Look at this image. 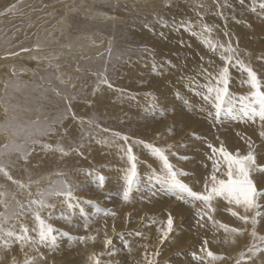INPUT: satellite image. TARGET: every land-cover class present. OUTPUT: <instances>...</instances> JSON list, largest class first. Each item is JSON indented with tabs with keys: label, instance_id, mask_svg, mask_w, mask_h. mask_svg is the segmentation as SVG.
Listing matches in <instances>:
<instances>
[{
	"label": "rangeland",
	"instance_id": "rangeland-1",
	"mask_svg": "<svg viewBox=\"0 0 264 264\" xmlns=\"http://www.w3.org/2000/svg\"><path fill=\"white\" fill-rule=\"evenodd\" d=\"M129 1H130L129 3L126 2L124 3V0L121 1L117 0L115 1L116 3L114 1L113 3L112 0H107V1L101 0V2H104L105 4L110 3V5L103 9L99 8V11L102 9L100 12H98V8L97 10L94 9L99 14L105 15L106 16L105 18L110 17L109 19L106 20V22L115 21V17H116L115 15L117 16H119V14L120 16L127 15L128 17L129 16L133 17L132 20L134 21V23L138 24L140 27L142 26L143 29H146V31H142L141 33H139L137 30L134 31L133 34L129 33L127 40L122 44H125L128 47V50L131 51V53L125 59L118 60L119 58L114 57L113 55L110 57L106 56V53H108L109 49H111V42L109 39L106 41L103 33L96 30L97 29L96 25L97 24L103 25L100 24L103 23V21H99L97 19L95 20L93 18L94 16H91V14L89 15V17L91 18L87 17V15L85 14V19H86L85 23L86 24L89 23V25L90 26L92 25L93 28L95 27V30L93 31H89V29L86 30L85 34L87 36V42H80L79 37L82 33L78 35L76 32L75 34L76 36L74 35L73 37H70L72 35L69 34L68 30H71V24H70L72 22L71 19L73 17L80 16L78 9H76L77 8L76 6L77 4L83 3L84 2L83 0L81 1L80 0H0V4H1L0 5V75H1L0 82H2V84L0 83V87H1L0 93H2L0 94L1 97L0 100H2L0 101L1 102L0 104H2L4 107L7 105L8 102L12 104V99L6 101L8 100L9 96H11L12 90L10 92L9 90L12 88L11 86L13 85V83H11L13 80L12 77H15L14 80L19 79L20 81L23 80L26 83L27 82L30 83L29 80L31 77H40L46 70L47 71L50 70L53 72V74L55 73L54 74L56 76L55 84L61 86H70L71 89L68 91L70 92V95L74 96L76 92L72 90L73 88L82 87L83 90L87 89L86 83L83 82L80 83L81 78L88 79V76L90 75H101V74L106 75L108 81L112 84V88H108L106 84H101L100 80L98 81L96 78L88 79V82L93 85L90 92L93 94L94 99L89 100L87 102V106L82 108L80 116H81V121L83 120L85 121V123L84 124L80 123V125H78L79 123L77 122H75L74 124V122L65 123L63 121L61 127L64 124H68L70 128L73 130L74 134L78 131H82V129L84 128L86 129L87 132L93 133L95 135H101L102 137L106 136V140H109V137H112V141H115V143L120 144L121 143L120 139H117L116 141V138L113 137L112 133H119L122 135L123 134L122 131L126 127L125 126L122 129L123 124L126 125L125 118H127V116L128 117L136 116L133 118L135 119L133 122L135 124L141 123L143 127H145L144 134L142 138L137 137L135 141L129 143H139L138 141H143L145 144H151L156 147L160 146V148L166 149L167 150L166 154L169 156V160L173 164L175 169L178 171L183 170V172L186 173V175H182L180 177L182 182L192 183L196 175L199 179V183L203 184L204 186L201 192H204L205 185L208 184L209 187L211 185V181H209L208 179L210 174L214 173L219 179V177L224 176L227 171V164L225 163L223 157L219 156V153H217V155L213 158L217 160L219 171L214 172L212 160L209 159V157L212 155V152L211 149L208 147V145L211 144L214 147L219 148L223 144L224 148L228 152H231L233 155H235L237 152H239L240 155H246L247 151H245L244 148L247 147L248 144L246 143V141L250 138L254 144V147L259 146L258 148L263 152L264 139H261L259 135L260 131L262 130L261 125L258 120L256 123H253L251 121H246L243 119L234 120L231 117H225L222 119V122H216L213 119V117L209 115V113L214 112L212 106L209 103L205 102L201 98V96L195 94L197 92L202 93L204 91L205 85L209 82L210 79L209 74H211V76H215L220 72V70L224 67L223 60L220 59L216 60L217 64L213 66H210L208 62L206 63V65L203 66H200L199 64L194 65L190 70V72L183 77V78L189 77L188 78L189 82L195 80L193 83V90L192 92H190L188 88L183 87L184 82L181 83L182 81H180L181 79H180L179 69H177V67L176 69L175 67H171L170 63L168 62V59H172V58L175 59L176 57H178L182 61H187L189 58H194V59L196 58V60L202 59L200 57L201 54L200 50L195 52L196 57L189 56L190 54L186 51V50L192 51L194 49H199L200 47H202L203 49H207L206 51L209 52V49L206 48L201 43V40L205 38V36L199 35V33L201 32V25L207 24L209 27L212 28L211 36L213 37L215 42L222 41L224 37H225L224 40L227 42L230 37H226L223 34L224 32H221L219 30V27L221 29V26H223V27H227L225 32L228 31L227 33H231L232 35L231 37L233 38L230 39L235 41L234 44L232 45L234 48L237 49L239 59L242 60L245 64L251 66L253 70L256 71L259 79L262 82H264V58L262 60L258 58L259 60L257 59L256 61H254L251 57V56L264 57V42L263 40H261L264 39V29L262 30L256 29L255 25H253V22L252 23L249 22L250 25L247 24L248 28L252 32L250 38L251 41L255 40L256 35L258 36L256 37L258 40L256 39L254 42L253 49H249L250 52L249 53L247 49H244V47L239 48L238 46H236V44L242 46L244 45L239 42V40L241 39V34H240L241 30L235 29L236 28L235 23L234 25H232L230 20L234 18L236 15L238 16L239 14L242 13L241 17L236 18L235 20V22L239 23L243 15H245L243 11L251 10L253 4L252 0L248 1L249 3L246 2V5L244 4L241 5L240 3L238 4L239 0H230L231 2L229 0H218V1L217 0H153V1L149 0L148 2L146 1V3H148V7H149L148 9L140 7V3L142 0H136V3L135 0H129ZM89 2H87V4L91 5L92 3ZM157 2L159 3L157 4ZM93 3L95 2L93 1ZM214 3L217 5H215ZM152 4L153 6L156 5L158 7L152 9ZM14 5L15 7H13ZM225 5L227 6V9H225ZM132 6L137 8V10L133 9ZM115 7H120L122 9L121 13L117 14L116 12H114ZM127 7L130 8L128 9ZM65 8L67 9V11ZM130 9L131 10L133 9V11L135 12H130ZM221 10H223L224 12ZM172 11H177V12H172ZM229 11L231 12L232 15L230 14ZM232 11L235 13H233ZM197 13H199V15H197ZM134 14L135 17L133 16ZM141 14L146 17L162 16L163 19L155 18L154 21H152L154 22L153 24L151 21H148L147 24L143 20H141V18H139ZM191 14L198 16V18H200V23L198 26L197 24H192V25H196L197 28H200L197 31L198 35L193 36L191 34L189 35L191 38H185L181 36L180 33L177 31L176 26L180 24L178 19H176V23L174 27L170 29V32H168L165 35V37H161L157 33V29H155L156 31L148 30L152 26H153L152 28L156 26H163L162 24L164 23L165 25H167L166 23L168 19L171 18L172 20L173 17L174 18L180 17V19L182 20L181 24L183 25L185 23L184 21L185 19L188 20L194 17L191 16ZM66 15L68 16L71 15L70 17L72 16L73 17L70 18ZM120 16L119 19L118 18L116 19L118 21L117 24H119V22L120 23L124 22L125 19L127 18V16L125 18L123 16H121L122 17L121 18ZM201 16L203 17V19H201ZM89 19L90 20L92 19L93 21L91 22ZM225 22L227 23V25ZM150 23L151 25H149ZM170 24L171 22L168 25ZM241 24L244 23L242 22ZM165 25H164V29H165ZM61 27L63 29L66 28L65 31ZM180 30L183 32L185 31L184 27L180 28ZM233 30L239 31V34L238 32H234ZM134 34L136 35L135 38L133 37ZM205 35L207 36V34ZM220 35H222L223 37L221 38ZM122 37H124V34L119 36L120 39ZM192 38L195 39V41H197L200 44V47L199 44L198 43L196 44V42L193 41ZM75 39L76 42L74 41ZM105 41L107 43L106 46L104 47L103 45ZM92 43L94 44L93 46H95V48L96 47L98 48L97 49L98 51H96L95 54L93 53L94 51H89V50L84 52V49H88L90 44ZM76 45L78 46L75 47L76 48L74 49L75 51L73 50L71 52H65L64 49L65 47H73ZM25 48L29 49V51H21V49H25ZM145 49H148V51H145ZM179 49H181L180 52L178 53L177 56H175ZM245 50L248 53L245 52ZM10 53H19V54L10 55ZM85 54H88L89 56ZM61 55H63V58ZM55 56L59 57V61L57 60L54 63ZM87 58L95 59V61L101 60L100 68L99 70H95V73L89 70L85 72V67L82 66L84 64L78 63L80 62V60L82 61V59L86 61ZM140 60L142 62L139 63ZM112 61H114L115 65H112L111 63ZM160 61H163L165 63L164 65H161L163 69V73H159L158 75L145 74L144 76L146 83L145 81L143 82L145 86H143L142 83H139L138 85L136 82H133V79H131L132 77H129L132 75V72L135 71L134 69L138 68V73L143 74L145 73L146 69L150 67V65L152 66V64H154L155 62L156 63L158 62L157 64L155 63L156 65L161 64ZM70 62L72 64V67L75 69L74 71L67 68V64H69ZM116 63H119V66H116ZM131 63L134 64L136 63V64L130 66ZM57 65H60L63 69L61 72H58V74H57V70H58ZM138 65L139 67H136ZM6 66H8L9 68ZM53 66H56L57 69L56 67L54 68ZM4 67H6L5 68L6 70H4ZM10 69L12 72V74L10 73L11 76L10 74L8 75ZM105 69H107L106 72ZM1 71H4L2 73H4L5 75H2ZM229 71L231 75L229 89L232 96L238 99L240 96L249 95L251 89L246 83L247 74L241 72L235 66V64L229 66ZM175 72H177V76H175ZM197 73H199L200 76L197 79L194 78L191 79L192 77L196 78ZM83 74H85V76L81 77V75ZM22 77L25 78L20 79ZM57 77L59 78V80ZM3 79L4 82L2 81ZM116 81L117 83L118 81L124 83L126 82V84L129 85L130 90L123 85H118V84L116 85L114 83ZM169 83H171L172 88L169 87ZM4 84L6 87L4 86ZM156 84L157 86L160 87L156 91H154ZM161 90L164 91V94H161ZM181 90H183L184 92H181ZM109 91H115V92H109ZM126 91L137 92L143 95V98L141 99L143 101L142 114L138 116L136 112H130L127 115L125 114L124 108L131 110V108L129 107L133 105V102L127 99V97H125ZM3 93L5 94V97ZM149 93H151V95H149ZM86 94L87 92H85L84 95L85 99H87ZM2 96L4 100L2 99ZM172 103L176 104L177 106L176 110L171 109ZM112 105L113 106L115 105L116 107L122 109L123 111L122 119L121 117H118L116 115L115 109ZM236 107L237 109L239 108L238 103ZM2 109L3 107L1 106L0 126L3 122L2 117L5 119L6 118L9 119L8 115L7 117L3 115L4 113L1 112ZM77 111H80V109H77ZM64 113L67 119V114L65 110ZM99 118H102L103 121L107 120L106 123L104 124L103 121H99ZM89 120L93 122L91 126H89V124L87 123V121ZM116 121H120L123 124L119 125L120 127H117L115 126L116 124H118ZM73 127H75V129ZM103 129H108L109 131H103ZM61 130L65 131V128H62ZM0 137H1V132H0ZM94 140L98 144L102 142L101 140L99 141L97 139ZM6 142L7 144H9L12 141L10 139L9 140L7 139ZM139 144L141 146L142 145L144 146V144L142 143ZM169 146H171L170 149ZM105 147L106 146L102 148ZM131 148L134 155L137 158L136 163H137V171H138L139 179L137 183L134 185L130 197L127 201L123 199V191L126 187L125 177L127 174V170L130 167L126 155L117 156V160L115 161V163H111V164L107 161V159H104V161L108 162L109 166L104 163H98V162H94L96 164H92L90 166H86V167L83 166L76 172L74 176L77 179L75 181L77 187H72L70 183L71 179H70L69 171L68 172L60 171L59 162H49V164L46 167H44V163L42 162L41 156H38L37 160L33 164H30L28 159H33L32 157L33 154H31V156L28 157L27 161L23 164L25 168L20 167L21 168L20 169L18 166H16L17 167L16 171L18 169L19 172L17 175L20 178L17 179L16 177V179L14 178L13 180L20 181L26 187L20 188L18 187L17 184H14L12 180H9V183L11 185L9 188H6L5 183L4 185L3 184L0 185V189L3 191V193L7 194L8 192L9 198L6 199V202L10 204V208H13L14 212L20 211V209L17 206V203H15L14 205V200H17L19 198L17 201H19L20 204L26 206L23 211V214L19 216L17 219L12 220L13 222L12 228H14L16 232H19L21 225H23L29 229L28 234L31 237H33L34 239H38V232L35 231V229L38 226L36 225V222L33 219L34 218L33 211H35V206H33L32 209L30 210L27 208V204L28 201L32 199H39L36 193L40 190L46 189L47 187H49V185H56L60 181H67L68 185L72 189L73 200L71 201V203L73 206L69 207L68 203L65 202V197L63 196L64 198L62 199V203L65 204L66 206H63L61 208L62 212H60V214H57L53 218H50L49 214L51 212L52 207H46L47 209L44 208L43 211L41 210L40 212L41 216L45 219V221L51 224L56 230H57L56 224L57 223L61 224L60 225L61 227L59 228L56 234L57 245H58L57 249L53 250L52 247L50 248V247L40 246L39 251H36L31 245H25L23 247V250H21V245L18 242H13L9 248L1 247L5 253V256L0 257V264H8L9 260L11 261L12 255H14V260L12 259L13 261L10 264H15V263L22 264L24 259H26L25 258L26 255L24 253L25 250L34 253H40L43 251V252H47L48 254H52L53 256L63 255V257L65 256L69 258L71 263L74 264V258H73L74 249L75 247H79L78 242L80 241L79 239L80 237H86V238L94 237L93 240L97 241L101 245L102 250L99 252V254L96 255V256L98 255L100 256L101 253H103V255L99 257L101 263L108 262L109 261L108 258L109 256H111V254L118 253L119 257L121 258L122 256V259H124L123 262L125 264L126 263L136 264L131 259V255L129 254V252L140 250L142 252L141 255L142 257L139 258L138 262L141 261L142 262L141 264H148L149 260H151L153 264H164V261H166L169 264H176L177 261H182L183 262L182 264H223V263L248 264L251 258L258 260L259 264H264V252H259L255 256H253L252 253L249 251V248L253 244H256L258 247L264 248V243H261L259 239V237H264V229L260 227V217L258 218L259 223L256 225L257 238L254 239L252 237L251 235L252 225L251 223H248L244 235L239 236L238 240H236L238 245L236 244L237 248H235V250L232 249L233 251L231 252L230 251L231 249H228L227 247L220 248L219 245H216L215 248L212 249L214 245L208 240L209 239L208 230H206L201 234H196L194 232L193 228L195 221H193L192 225L190 224L191 230L184 229V224H183V229L179 228L180 226L179 223L181 221L179 217L180 215L178 214V216L177 215L175 216L176 213L174 214L170 213L169 206L175 205L176 207L182 209V211L188 214L189 216H191L192 214L191 211V209H193L192 207L194 206V209H197V207L194 204L188 202L187 200L184 201L180 199V197L177 196L176 193L175 195H172L174 194V192L171 193L172 204L169 203L170 205L168 204L165 208H162L163 210L160 208V206L159 208H156L157 210H159L158 212L161 215L160 219H162L163 221L159 219L161 225L159 223L152 224L153 227L155 226L154 229H152L154 235L158 237L156 238L154 236L153 238L154 240L151 241L152 243L151 247L154 245L155 252L151 253V251H149V248L151 247L148 248H146L145 246L140 247L141 242L146 239L145 237L142 238L143 236L142 234L145 227L146 226L149 227V225H147L148 220H149V224L151 225L150 220H153V218L155 219L154 217L155 214L153 215L151 213L152 212L151 210L156 207L154 205H158L156 204V202L158 203L157 201L158 197L161 196L164 197L162 192L165 190L163 187L164 183H160L158 180L155 179L156 176L160 175L158 174V169L154 167L155 164L158 163L156 161L157 160L156 157H153V155L149 150L146 154L145 152H140L133 147ZM121 149L125 151L124 147H121ZM172 152H175L178 155H172L171 154ZM95 153L99 154L100 149H96ZM184 156H187L188 159L184 160L180 158ZM18 160H20V157ZM75 164L81 166L83 163L80 164L79 162H76ZM103 164L104 166H102ZM117 164L120 165L119 168L116 166ZM147 164H150L152 167L150 165L148 166ZM6 165H7V170L14 173V167H13L14 160L11 163L10 162L6 163ZM50 167L54 169L55 173L50 172L49 170ZM115 169L118 170V172L120 171V173H118ZM162 169L163 170H159V173L163 172V174L160 176L164 175L163 166ZM115 172L117 174H115ZM57 173H62V175H57ZM101 175L102 176L104 175L105 178V182L103 186H100L98 182V177ZM116 175L119 177L122 176L121 177L122 179L119 178L118 180V178H116L117 177ZM253 180L256 183L255 178H253ZM80 181L82 182L80 183ZM256 185L258 187L261 185V183L258 182L256 183ZM154 187L157 188L155 189L157 193L159 191L158 197L156 195L153 196V193L155 192L153 191ZM29 192L32 193L31 196L29 195ZM13 197H15V199H13ZM172 197L174 198V200ZM3 198L4 197H0V199ZM259 200H261V198H259ZM259 200L258 203H260ZM47 203L50 205V200H48ZM236 207L237 206L235 205V208ZM225 208L230 209V206ZM81 209L83 210V212H81ZM148 209H150V213H151L150 215H147L149 214ZM3 212H5L3 205H0V213ZM29 213L30 215H28ZM105 213H109V214L105 215ZM166 215L168 217L169 215H171L172 218L174 217L173 218L174 230L172 232L173 234L171 233L168 239L164 240L165 242L160 243L162 233L165 230L164 226L166 225L167 222L165 221L167 219ZM240 215L241 216L248 215L249 217H251L254 215V211H250L247 213L242 212ZM193 218L197 219V216L194 215ZM227 223L229 225L233 224L231 221H229V219H227ZM9 224H11L10 221L8 222L7 225H5V227L7 228ZM112 226L114 230L113 228L111 229ZM199 227L203 228L200 225ZM179 231H182L184 235H191V237H197L201 245L196 246L194 243L192 244V242H190L191 244L187 243L186 241H184L183 238L182 240H180L181 237L178 238L176 237V235H174V233L177 234ZM137 237L139 239H137ZM104 238L111 240L113 238L112 244L109 245L110 247L108 246L106 248L104 246V241H105ZM204 239L208 241V245H207L208 250L212 251L216 256H221L224 258L226 256H230L229 260L225 262L223 258L220 260L212 261L205 254V252L201 250L204 246V241H205ZM178 240H180L181 242ZM174 241L175 242L177 241L178 243H175ZM2 244L3 241L0 240V245ZM163 246L166 248L165 250L163 249ZM11 248H14V253H11ZM156 252H158L159 254L153 255ZM143 256L145 257L144 259H142ZM201 257H203V260L200 259ZM79 261L82 264H88L87 259L82 258L81 256H79Z\"/></svg>",
	"mask_w": 264,
	"mask_h": 264
},
{
	"label": "bare ground",
	"instance_id": "bare-ground-1",
	"mask_svg": "<svg viewBox=\"0 0 264 264\" xmlns=\"http://www.w3.org/2000/svg\"><path fill=\"white\" fill-rule=\"evenodd\" d=\"M81 1V0H80ZM84 2L81 3V4H77V8L78 11H79V17H70L68 15V17L72 18V22L70 23L71 24V30H68L69 34H71L72 36L70 37H73L76 32L78 35H80V33H82L79 37L80 39V42H87V36L85 34L86 30L89 29V31H93L95 30V27L93 28L92 25L90 26L89 23H85V14L87 15V17H89V15L91 14V16H94L93 18L96 20H99V21H103V23H100V24H103V25H96L97 29L99 32H102L103 35L105 36V39L106 41L109 39L110 42H111V56L113 55L114 57H118L119 59L118 60H123L125 59L128 55H130L131 51L128 50V47L125 45V44H122L124 43L126 40H127V37L129 36V33L130 34H133L134 31H138L139 33H141L142 31H146V29H143L142 26L140 27L138 24L134 23V21L132 20V16H127L126 13L125 15L127 16V18L125 19L124 22L117 24V18L119 19V16L122 11V9L120 7H115L114 8V12H116L117 14H119V16L115 15V21H109V22H106L107 19L109 18H105L106 16L105 15H102V14H99L98 12H100L103 8L107 7L110 5V3L108 4H105L104 2H101V0H83ZM90 1V2H89ZM93 1L95 3H93ZM107 1V0H106ZM115 2L117 0H112V2ZM121 1V0H120ZM146 1L148 2L149 0H142L141 3H140V7H143V8H149L148 7V3H146ZM153 1V0H152ZM218 1V0H217ZM230 1V0H229ZM248 1H251V0H245V3L244 5H246V2ZM253 1V0H252ZM56 2V1H55ZM73 2V1H72ZM87 2L89 3H92L91 5L87 4ZM113 2V3H114ZM119 2V1H118ZM129 3L130 1L129 0H124V3ZM133 2V1H132ZM214 2V1H212ZM211 2V4H212ZM231 2V1H230ZM229 2V3H230ZM260 2V0H256V3H257V12H259V8H258V3ZM116 3V2H115ZM135 3H136V0H135ZM146 6H145V4ZM159 2H157L158 4ZM223 3V2H222ZM249 3V2H248ZM144 4V6H143ZM210 4V6H211ZM215 4V3H214ZM226 4V3H225ZM232 4V3H231ZM239 4V2H238ZM1 5V4H0ZM89 5V6H88ZM118 5V4H116ZM217 5V4H215ZM221 5V4H220ZM229 5V4H228ZM232 6V5H231ZM239 6V5H238ZM55 7V6H54ZM63 7V6H62ZM133 9H136L134 6H132ZM158 6H153L152 4V9L153 8H156ZM217 7V6H216ZM240 7V6H239ZM73 8V7H72ZM81 8H84V9H81ZM87 8V9H86ZM98 8V12H96L95 10H97ZM99 8H102L100 11H99ZM128 8V7H127ZM130 8V7H129ZM128 8V9H129ZM151 8V7H150ZM215 8V7H214ZM66 9V8H65ZM95 9V10H94ZM107 9V8H106ZM133 9L131 10L130 9V12H135L133 11ZM221 9H222V6H221ZM225 9H227V6L225 5ZM42 10V9H41ZM53 10V9H52ZM124 10V9H123ZM188 10V9H187ZM232 10V9H231ZM67 11V9H66ZM69 11V10H68ZM129 11V10H128ZM127 11V12H128ZM223 11V10H221ZM126 12V11H125ZM172 12H177V11H172ZM224 12V11H223ZM230 12V11H229ZM233 12V11H232ZM235 13V12H233ZM241 13V12H240ZM243 13L245 15H243V17L241 18V21L244 23V24H241L240 22L237 23L235 22L236 18H240L241 17V14H239L238 16L236 15L234 18H232L230 21L232 23V25H234L235 23V26L236 28L235 29H238V30H241L240 31V34H241V39L239 40L240 43L244 44L243 46L242 45H237L239 48H243L244 49H247L248 52H249V49H253L254 47V42L255 40L257 39L256 37H258L256 35L255 37V40L254 41H251V30L248 28V25L249 22H253V25H255V28L256 29H264V19H261L257 13H253L251 10H244ZM123 14V13H122ZM131 14V13H129ZM128 14V15H129ZM188 14V13H187ZM221 14V13H220ZM231 14V12H230ZM237 14V13H236ZM189 15V14H188ZM187 15V16H188ZM225 15V14H224ZM227 15V13H226ZM232 15V14H231ZM34 16V15H33ZM77 16V15H75ZM123 16V15H121ZM120 16V17H121ZM126 16H123L124 18ZM135 17V14L133 15ZM138 16V15H137ZM136 16V17H137ZM191 16H194L193 18L191 19H185L184 21L185 22H191V24H197V26L199 25L200 23V18H198V16H195L193 14H191ZM67 18V17H66ZM91 18V17H89ZM92 18V19H93ZM122 18V17H121ZM139 18H141V20H143L145 23H147L148 21H154L155 18H162V16H155V17H146L144 15L141 14V16H139ZM165 18V17H164ZM90 20L91 22L93 20ZM161 19V20H162ZM176 19H178L179 21V25L176 26V29L177 31L180 33L181 36L185 37V38H191L189 35H191V33L189 31H181L180 28H183V25L181 24L182 23V20L180 19V17H176L171 20V18L168 19L167 21V25L165 26V29H164V24H162L163 26H156L154 28L150 27L148 30H152L154 31L155 29H157V33L161 36V37H165V35L170 32V29H172L176 23ZM227 19V18H226ZM229 19V18H228ZM69 20V19H68ZM67 20V21H68ZM94 20V21H95ZM122 20V19H121ZM66 21V20H65ZM70 21V20H69ZM164 21V20H163ZM226 21V20H225ZM133 22V23H132ZM171 22L170 25H168L169 23ZM27 23V22H26ZM64 23V22H63ZM154 22H152L153 24ZM226 23V22H225ZM57 24V23H56ZM67 24V23H66ZM91 24V23H90ZM148 24V23H147ZM248 24V25H247ZM62 25V24H61ZM151 25V23L149 24ZM159 25V24H158ZM227 25V23H226ZM40 26V25H39ZM70 26V25H69ZM196 26V25H194ZM194 27L193 30L194 31H198L200 28H197ZM66 27V26H65ZM144 27V26H143ZM62 28V27H61ZM152 28V29H151ZM215 28V27H214ZM226 28L227 27H223L221 26V29L219 27V30L221 32H224L226 31ZM233 28V27H232ZM42 29V28H41ZM63 29V28H62ZM66 28H64L63 30L65 31ZM175 29V30H176ZM61 30V29H60ZM228 30V29H227ZM156 31V30H155ZM234 31V30H233ZM41 32V31H40ZM98 32V33H99ZM228 32V31H227ZM234 32H238L239 34V31H234ZM64 33V32H63ZM223 33V34H224ZM124 34V37H122L121 39L119 38V36L123 35ZM258 34V33H257ZM63 35V34H62ZM102 35V36H103ZM30 36V35H29ZM60 36V35H59ZM65 36V34H64ZM76 36V35H75ZM101 36V37H102ZM206 36V35H205ZM221 38L223 37L222 35H220ZM231 33H229V37L230 38H233L231 37ZM240 36V35H239ZM69 37V36H68ZM133 37L135 38L136 35L134 34ZM210 39H212L214 42L215 40L213 39L212 36L209 37ZM77 39V38H76ZM76 39L74 40L76 42ZM193 39V38H192ZM225 39V37H224ZM222 39V41H219L221 43H226V41ZM56 40V39H55ZM90 40V39H89ZM231 40V43L234 44L235 41H233L232 39ZM258 40V39H257ZM263 40L264 42V39H261ZM16 41V40H15ZM43 41V40H42ZM54 41V40H53ZM91 41V40H90ZM104 41V40H103ZM104 43V47L106 46V42ZM193 41H195V39H193ZM196 44L198 43L197 41H195ZM194 42V43H195ZM59 43V42H58ZM89 43V41H88ZM87 43V44H88ZM132 43V42H131ZM237 43V42H236ZM30 44V43H29ZM195 44V45H196ZM199 44V43H198ZM94 44H90L89 48L88 49H84V52H86L87 50L89 51H94L93 53L95 54L96 51H98L97 47L95 48V46H93ZM139 45V44H137ZM78 45L76 46H73V47H65V52H71L73 51L74 49H76L75 47H77ZM100 46V45H98ZM108 46V45H107ZM199 47H200V44H199ZM81 48V47H80ZM79 49V48H78ZM83 49V48H82ZM181 49H179L176 53L175 56L178 55V53L180 52ZM200 50L201 54H200V57L202 59L200 60H196V58H189L187 61H182L180 60L178 57H176L175 59L172 58V59H168V62L170 63L171 67H177V69H179V72H180V81H182L181 83H183V87L185 88H188L190 90V92H192L193 90V81L189 82L188 81V78H183L185 75H187L190 70L192 69V67L196 64H199L200 66H203V65H206V63L208 62L210 64V66H213L215 64H217L216 60H219L220 58V53L219 51L217 52H212L209 50L206 51L207 49H203L202 47H200L199 49H194L192 51H189V50H186L191 56V57H196V51ZM64 51V50H62ZM75 51V50H74ZM79 52V51H78ZM245 52H247L245 50ZM247 52V53H248ZM38 53V52H37ZM77 53V52H76ZM250 53V52H249ZM261 53V52H260ZM78 54V53H77ZM253 54V53H252ZM250 54V55H252ZM73 55V54H72ZM87 56H89L88 54H85ZM84 55V56H85ZM59 56V55H58ZM62 58H63V55H61ZM106 56H109V52L106 53ZM252 59L254 61H256L258 58L259 59H263L264 57L262 56H251ZM249 58V57H248ZM36 59V58H35ZM61 59V58H60ZM65 59V58H64ZM79 59V58H78ZM174 59V60H173ZM199 59V58H198ZM258 59V60H259ZM2 60V59H1ZM41 60V59H40ZM59 61V57L55 56V60H54V63L56 61ZM117 60V59H116ZM221 60V59H220ZM52 61V60H51ZM87 61V62H86ZM83 60L82 61L80 60V62H78L79 64H84L82 65L83 67H85V72H87L88 70L89 71H92L93 73H95V70H99L100 68V64H101V60H97L95 61V59H90V58H87V60ZM77 62V61H76ZM142 62L141 60L139 61V63ZM161 64L159 65H156L155 63L152 64V66L150 65V67H146V71L145 73L143 74H139L138 73V68L137 69H134L135 71L132 72V75L129 76V77H132L131 79H133V82H136L138 85L139 83H142L143 86H145L143 84V82L145 81L146 83V80H145V74L147 75H158L159 73H163V69L161 67V65H164L165 63L163 61H160ZM112 65H115L114 61L111 62ZM44 64V63H42ZM57 64V63H56ZM63 64V63H62ZM136 64V63H135ZM134 63H131L130 66L132 65H135ZM145 64V63H144ZM148 64V63H147ZM151 64V63H150ZM32 65V64H31ZM141 65V64H140ZM156 66L155 69L153 66ZM58 66V70H57V74L58 72H61L63 69L60 65H57ZM116 66H119V63H116ZM142 66V65H141ZM2 67V66H1ZM8 67V66H6ZM4 67V70H6ZM54 68L56 66H53ZM76 67V66H75ZM136 67H139L136 66ZM9 68V67H8ZM33 68V67H32ZM64 68V67H63ZM67 68L71 69V70H75L73 67H72V64L71 62L69 64H67ZM134 68V67H133ZM144 68V67H143ZM57 69V67H56ZM9 70V69H7ZM65 70V69H64ZM142 71V70H141ZM4 71H1V74L2 75H5L4 73H2ZM8 72V71H7ZM196 72H199V71H196ZM12 74L11 72V69H10V72L8 73L9 74ZM22 73V72H21ZM7 74V73H6ZM10 74V76H11ZM55 74V73H54ZM53 74L52 71L50 70H46L41 76L39 74L40 77H31L30 78V83H26L25 81H20L18 78V80H14L15 77H12L13 80L11 83H13V85L11 86L12 88L9 90V92L11 91V96H9L8 100L6 101H9L12 99V104H10V102L7 103V105L4 107L2 104H0V107L2 106L3 107V111L1 110V112H3L6 117L8 115V118L9 119H5L2 117V124L0 126V132H1V137H0V151H3L4 148H5V145H7V139L13 141V140H17V139H23V137H16L14 135V132L16 131L17 127L19 125H29V126H32L33 125V122L39 120L40 124L41 125H44L46 122H50L52 121V119H55L57 116H59L60 114H63L64 115V119L60 122V124L56 125V132L53 133V134H50L48 136H42V137H38V139L40 140L41 144L43 143H47V144H51L53 146V149L56 148L57 145L63 147L66 151H67V155H63L61 154L60 152L58 151H55V150H41V147L39 144L35 145V151L32 152V157L33 159H28L29 163L30 164H33L36 160H37V157L38 156H41V159H42V162L44 163V167H46L49 162H59L60 163V171H66V172H70V183L72 185V187H77V184L75 183V181L77 180L74 176L76 174V172L82 168L83 166H90L92 164H96L94 162H98V163H104L106 165H108V162L111 164V163H115V161L117 160V156H121V155H126V151H124L123 149H121V147H124L125 150L127 149L126 147H133L135 149H137L138 151L140 152H145L147 154L148 152V149L145 148L143 145L141 146L139 143H129V142H133L136 140V138H142L143 137V134H144V128L143 125L141 123H137L135 124L133 121L135 119H133L134 117H128L125 118V121H126V125L123 124L122 122L120 121H116L118 124H116L115 126L117 127H120L119 125H122L123 124V127L122 129L124 128V130L122 131L123 134L122 136H128L129 137V141L127 143H125L123 140H120V144H117L115 143V141H112V137H109V140H106V136H101V135H95L93 133H90V132H87L86 129H82V131H78L76 132L75 134L73 133V130L70 128V126L68 124H64L62 127H61V124L63 123V121L65 123H71V122H77L79 123L78 125H80L81 123V111H82V108L83 107H86L87 106V102L89 100H93L94 99V96L93 94L90 92L91 88H92V84H90L88 82V79L90 78H96L98 81L100 80L99 76L100 75H90L88 76V79L84 78L82 79L81 78V82L83 83H86L87 84V89L86 90H83L82 87H76V88H73L72 90L74 92H76V94L74 96L70 95V92L68 90L71 89L70 86H61V85H56V76ZM123 74V73H122ZM125 74V73H124ZM60 75V74H59ZM1 76V75H0ZM16 76V75H15ZM25 76V75H24ZM85 76V74L81 75V77ZM174 76V75H173ZM175 76H177V72H175ZM199 73L196 74V78L195 77H192L191 79H197L199 77ZM7 77V76H6ZM9 77V76H8ZM26 77V76H25ZM25 77H22L20 79H24ZM3 78V77H1ZM5 78V77H4ZM11 78V77H10ZM58 78V77H57ZM130 79V80H131ZM151 79V78H150ZM153 79V78H152ZM6 80V79H5ZM59 80V78H58ZM4 82V79L2 80ZM8 81V79H7ZM6 81V82H7ZM14 81V82H13ZM129 81V80H128ZM132 81V80H131ZM195 81V80H194ZM10 82V81H9ZM156 82V81H154ZM2 84V82H0ZM116 85H123L125 86L127 89L130 90V87L129 85L126 84V82H121V81H117L114 82ZM51 84V85H50ZM7 85V84H6ZM9 85V84H8ZM141 85V84H140ZM141 85V86H142ZM5 86V84H4ZM3 86V87H4ZM135 86V85H134ZM152 86V85H151ZM6 87V86H5ZM155 87V86H154ZM153 87V88H154ZM160 86H157L156 84V89L154 88V91H156ZM169 87L172 88V85L171 83H169ZM1 88V87H0ZM1 90V89H0ZM56 91H59L60 92V95H56ZM153 91V90H152ZM172 91V89H171ZM1 92V91H0ZM85 92H87V99H85L84 95H85ZM109 92H115V91H109ZM181 92H184L183 90H181ZM2 94V93H0ZM4 94V93H3ZM7 94V93H6ZM139 94V95H138ZM161 94H164V91L161 90ZM8 95V94H7ZM4 97H5V94H4ZM125 97H127V99H129L130 101L133 102V105L129 108H131V110H128V109H125L124 108V111H125V114L127 115L128 113L130 112H136L137 116L142 114V98H143V95L140 94V93H137V92H132V91H126L125 92ZM131 97H135V99H131ZM1 99V97H0ZM2 99L4 100L3 96H2ZM2 101V100H0ZM1 103V102H0ZM114 104V103H113ZM113 106V105H112ZM71 108V111H66L67 108ZM114 109H115V112H116V115L118 117H121L122 119V109H120L119 107H116L115 105L113 106ZM77 109H80V111H77ZM171 109L172 110H176L177 109V106L175 103H172L171 104ZM64 110L67 114V119H66V116H65V113H64ZM7 111V112H6ZM1 114V113H0ZM73 114L75 115V118H73ZM4 119V120H3ZM1 120V119H0ZM69 121V122H67ZM99 121H103L102 118H99ZM107 120H104V124L106 123ZM111 121V120H109ZM137 121V120H136ZM111 123V122H110ZM73 124V125H74ZM114 124V122H113ZM111 125V124H110ZM109 125V126H110ZM76 126V125H75ZM106 126V125H105ZM79 127V126H78ZM77 127V128H78ZM81 127V126H80ZM62 128H65V131H62L61 129ZM75 129V127H73ZM129 129V130H128ZM64 130V129H63ZM128 130V131H126ZM75 132V131H74ZM110 135V134H109ZM111 136V135H110ZM114 137V136H113ZM108 138V137H107ZM111 138V139H110ZM94 139H97L98 141L101 140L103 144H98L95 142ZM95 142H93V141ZM117 141V139H116ZM139 142V141H138ZM83 145L82 147H80V145ZM106 146L105 148H102ZM160 147V146H159ZM259 146H256L255 147V151L257 153V157H258V163L261 165V166H264V151L262 152L259 148ZM96 149H100V153L99 154H96L95 151ZM106 150V151H104ZM124 152H122V151ZM245 151H249V147L247 145V147L244 148ZM89 155V156H88ZM98 155V157H97ZM31 156V155H30ZM29 156V157H30ZM127 156V155H126ZM19 155L18 154H12L10 156H5L3 159H4V162L5 164L8 163V162H13L14 160V173L13 172H10V175L12 176V178L16 179H19L20 177L17 175L19 172H18V169L16 171V166H18L19 168H23V164L26 162L23 158L20 157V160L19 159ZM31 157V158H32ZM154 157V156H153ZM18 158V159H17ZM104 159H107L108 162L104 161ZM157 160V164H155V168L158 169V174L162 175V173H159V170H163L162 169V162L156 158ZM121 161V160H120ZM126 161V160H125ZM32 162V163H31ZM76 162H79L80 164L83 163L81 166L79 165H76L75 163ZM28 163V164H29ZM13 164V163H12ZM27 164V165H28ZM87 164V165H86ZM104 164L102 166H104ZM10 165V164H9ZM148 166L150 164H147ZM11 166V165H10ZM9 166V168H10ZM26 166V165H25ZM109 166V165H108ZM118 168L120 167V165H116ZM151 166V165H150ZM12 167V166H11ZM30 167V166H29ZM152 167V166H151ZM20 168V169H21ZM25 168V167H24ZM102 168V167H101ZM153 169V168H152ZM50 172L51 173H55L54 169L52 167L49 168ZM114 170V169H113ZM116 170V169H115ZM120 170V169H119ZM22 171V170H20ZM118 172V170H116ZM128 171V170H127ZM149 171V170H148ZM105 172V171H104ZM107 172V171H106ZM161 172V171H160ZM79 173V172H78ZM120 173V171L118 172ZM103 174V173H102ZM109 174V173H108ZM115 174H117L115 172ZM147 174V173H145ZM214 173L210 174L208 179L210 181V177L213 175ZM149 175V174H148ZM159 175V176H160ZM104 176V175H103ZM117 176V175H116ZM79 177V176H78ZM82 177V176H81ZM113 177V176H112ZM115 177V175H114ZM122 176H117L116 178H121ZM252 178H255L256 180V183L260 182L261 185L257 187V190L258 191H261V192H264V173H260V172H256V173H253V177ZM122 179V178H121ZM219 179H224L226 180L227 179V176L224 175L222 177H219ZM113 180V178H112ZM78 182V181H77ZM82 181H80L81 183ZM107 182V181H106ZM5 183V186L6 188H9L11 185L9 183V179H7L3 174H0V185H4ZM186 184H188L192 189L193 191H196V192H201L202 189H203V184L199 183V179L198 177L195 175V179L192 181V183L190 182H187ZM164 190L162 192L163 196L164 197H158V193L155 191V189L157 188H153L155 191L153 193V196H157L158 199V203L156 202V204L158 205H154L156 206L154 209H152L151 213L154 215L155 214V219L153 218V220H150L151 221V225L149 224V220L147 222V225L145 227V229L143 230V237H145L146 239L143 240L140 244V247L141 246H145L146 248L148 247H151L152 243L151 241L154 240V232L152 229H154V227L152 226L153 223H160L159 219L161 218V215L160 213L158 212L159 210H157L156 208H165L169 203L172 204L171 202V196L172 195H176L180 197V199L184 200V201H188V198L186 197V194L184 193H179L175 190H172L171 188H169L167 185L164 184ZM162 188V187H161ZM86 189V188H85ZM0 192H3L1 189H0ZM171 195V193H173ZM9 196H8V192H7V195L4 196V200L8 199ZM64 197L63 196H60V197H50L48 200H50V207H52L51 209V212L49 214V217L50 218H53L55 215L57 214H60L61 211V208L63 206H66L65 204L62 203V199ZM153 198V197H152ZM173 198V197H172ZM261 200L260 201V204H261V212L264 213V197H260ZM19 199V198H18ZM17 199V200H18ZM178 199V198H177ZM175 199V200H177ZM17 200H14V205L15 203H17ZM73 200V199H72ZM174 200V198H173ZM180 201V200H179ZM78 202V201H77ZM178 202V201H177ZM183 202V201H182ZM75 203V202H74ZM179 203V202H178ZM181 204H184V203H181ZM194 204L197 209H194V206L192 207L193 209H191L192 211V214L191 216H189L188 214H186L185 212L182 211V209H180L179 207H176L175 205H170L169 208V212L170 213H176L175 216L178 214L180 215V226L179 228H182L183 229V224H184V229H188V230H191L190 229V224L192 225L193 224V221H195L194 223V232L196 234H201L203 232H205L206 230H208V233H209V241L214 245L212 249L215 248L216 245H219L220 248H224V247H227L228 249H231L230 251L232 252L233 250H235V248H237V245L238 243L236 242V240H238L239 236H242L244 235V232L245 230L247 229V224H245L242 220H239L237 219V217H233L231 214H230V211L228 208H225V207H228L230 206V209L233 210V211H236L237 213H239V215L243 212L245 213V211H243V208L242 207H236L235 208V205H229L226 201H224L222 198H215L213 201H212V207L215 209L213 212H210L208 213L207 215H204V218L203 220L200 219V216L204 214V212H207V208L199 201L195 202V203H192ZM8 205V208H7V211L9 213H13L14 210L13 208H10V204L7 203ZM180 205V204H179ZM191 206V205H190ZM4 208V206H3ZM151 208V207H150ZM235 208V209H234ZM47 209V208H46ZM5 210V208H4ZM145 210V209H144ZM149 210V214L147 215H150V209ZM147 210V212H148ZM163 210V209H162ZM167 210V209H166ZM18 211V210H17ZM43 211V209H42ZM146 211V210H145ZM34 212V211H33ZM161 212V211H160ZM168 212V213H169ZM250 212V211H249ZM146 213V212H144ZM47 214V213H46ZM165 214V212H164ZM225 214V215H224ZM30 215V213L28 214ZM163 215V213H162ZM196 215L197 216V219L193 218V216ZM211 216L212 217V220L210 221L208 219V216ZM228 218H227V216ZM145 216V215H144ZM167 216V215H166ZM165 216V218H166ZM248 216V215H247ZM147 217V216H146ZM150 217V216H149ZM153 217V216H152ZM163 217V216H162ZM151 218V217H150ZM174 218V217H173ZM185 218V219H184ZM34 219V218H33ZM167 219H168V216H167ZM167 219L165 221H167ZM227 219H229V221H231L233 224L232 225H229L227 223ZM144 220V219H143ZM162 220V219H160ZM185 220V221H184ZM197 220V221H196ZM57 221V220H55ZM128 221V220H127ZM163 221V220H162ZM199 221V223H198ZM212 221H218L219 224H225L227 225L229 228H236V229H241L242 231L239 232V233H232V232H225V230L223 228H220L219 227V224H213ZM11 224H9L8 227H12V220L10 221ZM24 223V222H23ZM120 224V223H119ZM164 224V223H163ZM203 224V228H200L199 225ZM61 224L60 223H57L56 224V228H57V231L59 230V228L61 227L60 226ZM152 227V228H151ZM157 227V226H156ZM192 227V226H191ZM260 227L264 229V215H262L260 217ZM113 228V226L111 227V229ZM164 228L166 229V225L164 226ZM159 229V228H158ZM163 229V227H162ZM114 230V228H113ZM57 231L54 233V235L57 234ZM119 232V231H118ZM106 233V232H104ZM130 233V232H129ZM161 234V233H160ZM173 234V233H172ZM121 235V234H120ZM174 235H176V237L180 238V240H182V238L184 239V241H186L187 243H190L192 242V244L194 243L196 246L197 245H201L199 239H197V237H191V235H184V233H182V231H179L177 234L174 233ZM114 236V235H113ZM116 236V235H115ZM140 237V236H139ZM156 238H158L157 236H155ZM175 237V238H176ZM155 238V239H156ZM77 239V238H76ZM101 239V238H100ZM103 239V238H102ZM105 239V238H104ZM119 239V238H118ZM137 239H139L137 237ZM170 239V238H169ZM113 240V238H112ZM117 240V239H116ZM176 240V239H175ZM178 240V241H180ZM205 240V239H204ZM140 241V240H139ZM159 241V240H158ZM117 242V241H116ZM165 242V241H164ZM175 242V241H174ZM181 242V241H180ZM179 242V243H180ZM114 243V242H113ZM151 243V244H150ZM155 243V242H154ZM153 243V244H154ZM175 243H178L177 241ZM62 244V243H61ZM79 244V247H75L74 249V254H73V258H74V264H82L80 261H79V256H81L82 258H85L87 259V262L88 264H92V261L90 260V257L95 254H99V252L102 250L101 248V245L93 240L92 238H86L83 242H81V240L78 242ZM116 244V243H115ZM191 244V243H190ZM237 244V245H236ZM74 245V244H73ZM185 245V244H183ZM188 245V244H186ZM105 246V245H104ZM156 246V245H155ZM158 246V245H157ZM168 246V245H167ZM190 246V245H189ZM192 246V245H191ZM2 246H0V257H3L5 256V253L4 251L2 250L1 248ZM58 245H57V241H56V247L52 249L55 250L57 249ZM110 247V246H109ZM188 247V246H187ZM194 247V246H193ZM209 247V246H208ZM51 248V247H50ZM145 248V249H146ZM192 248V247H191ZM197 248V247H196ZM4 249V248H3ZM61 249V248H60ZM163 249L165 250L166 248L163 246ZM170 249V248H169ZM172 249V248H171ZM195 249V248H193ZM198 249V248H197ZM196 249V250H197ZM233 249V250H232ZM154 245L149 248V251H151V253L155 252L154 251ZM173 250V249H172ZM6 251V249H5ZM27 250L24 251L25 255H26V259H34L35 261V264H72L71 261L69 260V258L67 257H63V255H55L53 256L52 254H48L47 252H40V253H34V252H26ZM105 251V250H104ZM107 251V250H106ZM145 251V250H144ZM168 251V250H166ZM148 252V251H147ZM162 252V251H161ZM164 252V251H163ZM212 252V251H211ZM11 253H14V248H11ZM43 254V258H41L40 254ZM110 253V252H109ZM150 253V252H149ZM150 253V254H151ZM216 253V252H215ZM129 254L131 255V259L136 263V264H141L142 262L139 261V258H141L142 256V252L140 250H136V251H132V252H129ZM128 254V255H129ZM144 254V253H143ZM166 254V253H165ZM8 255V254H7ZM101 256V255H100ZM98 255V257H100ZM127 256V255H126ZM162 256V255H161ZM152 257V256H151ZM145 257L143 256L142 259H144ZM163 258V257H162ZM230 256H226L224 258V261L227 262L229 260ZM14 260V255L11 256V261L9 260L8 264H10L13 260ZM24 259V261L26 260ZM100 259V258H99ZM141 259V260H142ZM151 259V258H150ZM190 259V257H189ZM108 262L109 264H125L123 261L124 259H122V256L121 258L119 257V254L118 253H113L111 254V256H109L108 258ZM24 261L22 262V264H24ZM103 261V260H102ZM129 261V260H128ZM222 261V262H224ZM108 262H105V263H101V264H108ZM263 262V261H262ZM261 262V263H262ZM167 262L164 261V264H166ZM183 262L182 261H177L176 264H182ZM229 263V262H228ZM16 264V263H15ZM126 264H130V263H126ZM169 264V263H167ZM224 264V263H223ZM248 264H259L258 263V260H255L253 258L250 259L249 263Z\"/></svg>",
	"mask_w": 264,
	"mask_h": 264
},
{
	"label": "snow or ice",
	"instance_id": "snow-or-ice-1",
	"mask_svg": "<svg viewBox=\"0 0 264 264\" xmlns=\"http://www.w3.org/2000/svg\"><path fill=\"white\" fill-rule=\"evenodd\" d=\"M239 3L243 5L245 0H239ZM15 7V5L13 6ZM259 12H257V3L256 0H253V4L251 7V11L253 13H257V15L264 19V0H260L258 3ZM199 15V13H197ZM201 19L203 17L201 16ZM166 26V25H165ZM186 31H189L193 36L198 35L196 31L193 30L195 27L190 22H185L183 25ZM212 28L207 24L201 25V32L199 35L205 36L201 40V43L208 48L212 52L219 51L220 59L224 61V67L220 70L218 74L215 76H211L209 74L210 79L209 82L205 85L204 91L202 93L197 92L196 95L201 96V98L209 103L214 112L209 113L213 117L216 122H222V119L225 117H231L234 120L243 119L246 121H251L256 123L257 120L261 125V131L259 133L261 139H264V82H262L257 76L256 71L247 64H245L242 60L239 59L237 49L233 47L231 40L226 43H221L219 41L214 42L212 39L208 38L211 36ZM224 35L229 37V33L225 32ZM21 51H29V49H21ZM148 51V49H145ZM19 53H10V55H18ZM111 56V49H109V57ZM235 64V66L243 73L247 74L246 83L248 84L251 92L249 95L240 96L238 99L234 98L230 92L229 85L231 81V75L229 71V66ZM155 69V65L153 66ZM107 69H105V72ZM100 83L106 84L108 88H112V84L108 81L106 75H100ZM194 83V81H193ZM56 95H60L59 91H56ZM151 95V93H149ZM131 99H135V97H131ZM239 104V108L237 109L236 105ZM66 111H71V108H67ZM73 118L75 115L73 114ZM64 119V115L60 114L55 119L50 122H46L44 125H41L39 120L33 122L32 126L29 125H19L14 132L16 137H23V139L13 140L9 144L5 145L3 151H0V174H3L7 179L12 180L14 184H17L18 187L24 188L26 187L20 181L13 180L9 171L7 170V165L4 162L5 156H10L12 154H18L21 158L27 161L28 157L35 151V145L39 144L41 150H55L60 152L63 155H67V151L57 145L55 149L51 144L43 143L41 144L38 137L48 136L56 132V125L60 124V122ZM85 121H81V124H84ZM89 126L92 125V121H87ZM103 131H109L108 129H103ZM112 135L116 139L123 140L125 143L129 141L128 136H122L119 133H112ZM139 143L144 144V147L147 148L151 154L158 158L163 165L164 175L156 176L155 179L160 183L166 184L172 190H175L179 193L186 194L188 198V202L195 203L197 201L201 202L206 208L207 212H204L203 215L200 216V219L203 220L204 215H207L210 212H213L215 209L212 207V201L215 198H222L229 205H236L237 207H242L245 213L249 211H254V215L249 217L247 215H239L236 211H232L229 209L230 214L233 217H237V219L242 220L245 224L251 223L252 232L251 235L255 239L257 238L256 225L259 223L258 218L264 215L259 209L261 208V204L258 203L260 197H264V192L257 190V185L253 180V173L260 172L264 173V166H261L258 163L257 153L255 151L254 144L252 140L249 138L246 143L248 144L249 151L246 155H240L237 152L233 155L231 152H228L223 144L216 148L213 145L209 144L208 147L211 149L212 155L209 157L212 160L213 170L214 172L219 171L217 160L214 159L219 153V156L223 157L225 163L227 164V171L225 175L227 179H218L215 174L210 177L211 185H205L204 192H196L186 183L182 182L180 177L182 175H186L183 170H176L173 164L169 160V156L166 154V149L153 146L151 144H145L143 141H139ZM83 145L81 144L80 147ZM171 146H169V149ZM127 160L130 164L128 168L125 183L126 187L123 191V199L127 201L130 197V194L133 190L134 185L137 183L139 179L138 171H137V163L136 156L134 155L132 148L129 146L126 150ZM172 155H178L175 152L171 153ZM181 159L187 160L188 157H180ZM57 175H62V173H57ZM98 182L100 186H103L105 182L104 176L98 177ZM6 193L0 192V197L6 196ZM31 196L32 193L29 192ZM39 199H32L28 201L27 208L32 209L35 206V211L33 212V217L38 226L35 231L38 232V239H34L31 237L29 233V229L26 226L21 225L19 232H16L12 227H5L9 221L17 219L19 216L23 214L25 209V205L20 204L17 201V206L20 209L19 212L9 213L7 211L8 205L6 200L0 199V205H3L5 208V212L0 213V240L3 241V244L0 245L4 248H9L13 242H18L21 245V250L25 245H31L34 250L39 251L40 246L45 247H56L57 237L54 233L57 231L51 224L47 223L45 219L41 216L40 212L42 209L46 207H50L47 203L50 197H65V202L68 203L69 207H72V189L68 185L67 181H60L56 185H49L46 189L40 190L36 193ZM15 199V197H13ZM81 212L83 210L81 209ZM109 213H105L108 215ZM114 215V214H113ZM208 219L211 221L212 217L209 215ZM213 224H219L218 221H212ZM199 223V221H198ZM201 227L204 225L201 224ZM220 228H223L225 232L239 233L242 230L236 228H229L225 224H219ZM174 230V221L171 215H169L166 222V229L163 231L160 243H163L164 240L168 239L169 235ZM81 242H83L86 237L79 238ZM94 239V237L92 238ZM261 243H264V237H259ZM112 244L111 239H105L104 245L107 248ZM208 241H204V246L201 249L205 252V254L212 260H220L224 257L216 256L213 252L207 249ZM249 251L255 256L259 252H264V248L258 247L256 244H253ZM156 252L153 255H158ZM103 255V253H101ZM41 258H43V254H40ZM203 260V257L200 258ZM92 264H101V260L98 256L93 254L90 257ZM24 264H35L34 259H26ZM148 264H153L151 260L148 261Z\"/></svg>",
	"mask_w": 264,
	"mask_h": 264
}]
</instances>
